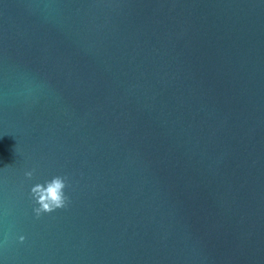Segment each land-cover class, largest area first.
I'll return each instance as SVG.
<instances>
[{"label": "water", "instance_id": "water-1", "mask_svg": "<svg viewBox=\"0 0 264 264\" xmlns=\"http://www.w3.org/2000/svg\"><path fill=\"white\" fill-rule=\"evenodd\" d=\"M0 264H264V0H0Z\"/></svg>", "mask_w": 264, "mask_h": 264}, {"label": "clouds", "instance_id": "clouds-1", "mask_svg": "<svg viewBox=\"0 0 264 264\" xmlns=\"http://www.w3.org/2000/svg\"><path fill=\"white\" fill-rule=\"evenodd\" d=\"M26 175L31 178L33 172L29 171ZM67 187L66 179L61 176H56L46 184H36L32 189V197L39 205L34 209L37 217L43 213H51L56 209H60L66 206L68 197L65 195V188ZM24 237H21V241Z\"/></svg>", "mask_w": 264, "mask_h": 264}]
</instances>
